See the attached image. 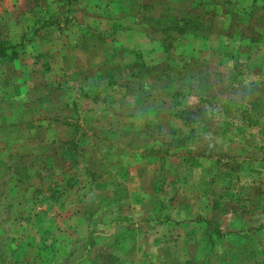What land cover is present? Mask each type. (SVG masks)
<instances>
[{
  "label": "rangeland",
  "instance_id": "rangeland-1",
  "mask_svg": "<svg viewBox=\"0 0 264 264\" xmlns=\"http://www.w3.org/2000/svg\"><path fill=\"white\" fill-rule=\"evenodd\" d=\"M0 264H264V0H0Z\"/></svg>",
  "mask_w": 264,
  "mask_h": 264
}]
</instances>
